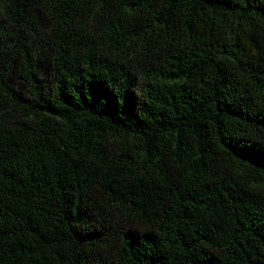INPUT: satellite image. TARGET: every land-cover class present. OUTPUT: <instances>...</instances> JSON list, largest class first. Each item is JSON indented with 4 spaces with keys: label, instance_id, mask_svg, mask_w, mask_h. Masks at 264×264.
<instances>
[{
    "label": "trees",
    "instance_id": "1",
    "mask_svg": "<svg viewBox=\"0 0 264 264\" xmlns=\"http://www.w3.org/2000/svg\"><path fill=\"white\" fill-rule=\"evenodd\" d=\"M0 264H264V0H0Z\"/></svg>",
    "mask_w": 264,
    "mask_h": 264
}]
</instances>
